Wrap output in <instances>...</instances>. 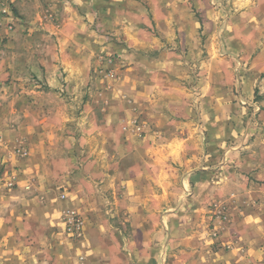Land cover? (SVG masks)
<instances>
[{
    "label": "crops",
    "instance_id": "crops-1",
    "mask_svg": "<svg viewBox=\"0 0 264 264\" xmlns=\"http://www.w3.org/2000/svg\"><path fill=\"white\" fill-rule=\"evenodd\" d=\"M15 7L0 33V264H264L250 240L264 241L262 13L217 39L193 36L182 0ZM109 31L134 50L113 78L100 70ZM70 209L77 241L62 232ZM221 215L230 249L214 252Z\"/></svg>",
    "mask_w": 264,
    "mask_h": 264
},
{
    "label": "rangeland",
    "instance_id": "rangeland-1",
    "mask_svg": "<svg viewBox=\"0 0 264 264\" xmlns=\"http://www.w3.org/2000/svg\"><path fill=\"white\" fill-rule=\"evenodd\" d=\"M186 3L188 6V9L190 10V14L192 15V22L200 24L201 28L196 27L193 31V36L196 38H206V37H216L217 39L220 37H224V35H221V29L225 25L226 22L229 20H233L237 25L239 24L240 21L244 20L245 18V12L247 9H256L260 13H262V16L259 17V22H261L264 25V0H207L206 5L209 6L208 8L212 10V17L208 21L209 23H212V26L205 25V29H203V15L201 12H199L196 9V4L194 3L193 0H182ZM18 2H23L20 0L15 1L13 4L10 5L9 12L5 14H0V24H1V32H7L8 26H12V30L9 32H13V30L16 28L14 25V17L20 18V16L17 14L16 7L15 5ZM150 14V13H149ZM148 14V15H149ZM253 17V15H252ZM249 18L251 22L254 20L253 18ZM249 23V22H247ZM216 27V28H215ZM256 27H254L255 29ZM251 31V30H250ZM254 31V30H253ZM111 33V31H109ZM113 33V32H112ZM109 34L106 36V40L109 41V46L106 48V57L111 58L112 63L108 66L106 65V70L111 71L113 75L118 74L121 70H123L127 65L130 64L128 59H130V54L134 53V50L132 47H128V45H120V42L116 41V37L113 34ZM154 34V33H152ZM6 35L1 34L0 35V44L2 45L3 43L6 42ZM181 36L180 32H175L174 37L175 39H178ZM108 38V39H107ZM125 47L122 48V47ZM246 48L247 45H245ZM170 48V46H169ZM226 48V47H225ZM1 50V49H0ZM2 51V50H1ZM5 51V50H4ZM202 54H205V51L201 48ZM254 52V51H253ZM257 51H255L256 53ZM127 53V60L124 59V56H126ZM225 221V216L219 218V221H215L214 219L210 220L208 223V236L207 239L210 242V248L214 252L222 251L226 252L228 251L229 245L223 243L220 238H221V232L219 229L220 223H224ZM213 230L218 231V238L217 239H212L211 233ZM250 239V238H249ZM250 240H254V243H252L256 249V258L255 260L257 262H264V241L259 240L257 237H253Z\"/></svg>",
    "mask_w": 264,
    "mask_h": 264
},
{
    "label": "built area",
    "instance_id": "built-area-1",
    "mask_svg": "<svg viewBox=\"0 0 264 264\" xmlns=\"http://www.w3.org/2000/svg\"><path fill=\"white\" fill-rule=\"evenodd\" d=\"M15 1L17 0H0V14L8 13L10 5L13 4ZM20 1L27 2L29 0H20ZM7 29L8 31H11L13 28L12 26H8ZM0 31H1V24H0ZM100 60L103 64V65L101 64L102 67H100V70H104L103 72L106 77L113 78L114 77L113 73L109 70L108 71L106 70V65L109 66L112 63L111 58L104 56V58ZM132 125L135 132L140 136L144 135L149 128L148 124L139 120H135L134 122H132ZM15 152L19 154V156L21 157H25L27 155L26 150L23 149L22 146H18L15 149ZM8 185H10V183ZM58 198L59 200L62 201L65 200L67 198L66 192L62 190L59 193ZM219 217L221 218L223 217V215ZM61 219L63 224V228H62L63 235L70 240H75V241L80 240L83 235V227H84L83 218L77 212L70 209L64 212ZM218 235H219L218 231L216 230H213V232L211 233L212 239H217Z\"/></svg>",
    "mask_w": 264,
    "mask_h": 264
}]
</instances>
